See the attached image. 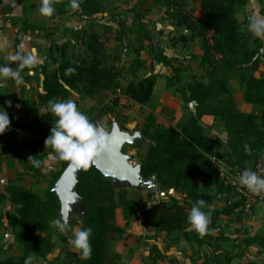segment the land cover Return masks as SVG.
<instances>
[{
    "label": "trees",
    "instance_id": "trees-1",
    "mask_svg": "<svg viewBox=\"0 0 264 264\" xmlns=\"http://www.w3.org/2000/svg\"><path fill=\"white\" fill-rule=\"evenodd\" d=\"M140 1L145 7L134 22L137 23L142 38L138 39V47L133 49L134 56L126 69L132 79L125 86L121 84V71L116 64L107 63L104 43L91 24L80 37L87 54V62L83 59L75 62L72 55L68 54L69 42L59 43L52 39V33L46 32L47 58L54 67L48 70L47 64L39 66L42 76L41 92L35 101L25 102L35 118V122L28 128L34 130L37 124L39 111L34 107L36 103L45 108L48 100H66L71 93L76 94L80 100L95 98L100 91L114 95L110 103L103 104L96 114L88 117L93 122L101 120L108 113L113 114L121 96L146 106L159 75L151 73L138 78L139 70L144 67L140 59L144 47L143 40L151 44L154 52L151 67L161 64L173 70V74L166 77V85L172 87L175 82L180 83L179 73L186 67H174L170 58L163 53L158 43L149 36V31L141 24V20L145 18V9L163 7L164 17L173 22L175 28L181 29L179 35L169 37L171 46L174 47L178 43L186 46L197 39L201 40V54L190 55L189 58L198 62L202 74L193 75L192 81L180 90V98L187 109L190 102H195V112L190 113L186 123L156 124L151 112L145 118L141 135L147 142V150L140 164V174L144 179L154 176V182L163 188L165 196L172 189L182 192L184 199L179 202L174 197L168 201L153 197L140 211V216L145 220V225L154 232L164 233L163 241L166 243L174 245L182 238L190 247L210 248L213 242L227 239V236L221 233L214 240L207 239L208 232L219 227L220 218L234 215L235 220L240 222L244 214L239 210L240 201L233 190L223 184L212 168L210 156L226 157L231 165L240 168L246 167L247 163L252 164L264 152V78L254 74L259 67L260 58H264V53L248 48L249 39L240 31V24L235 17L236 5H246L248 0ZM189 2L198 3L204 16L196 17L187 11ZM104 3L105 0H82L77 3L76 12L82 18L92 19L103 13ZM6 21L13 27L20 26L16 32L45 30L27 24L25 20L18 22L7 18ZM118 24L122 40L125 35V20L119 19ZM85 33H88L86 38ZM117 59V56H114V60ZM69 67L74 68L75 72L66 76L65 69ZM230 74L238 75L243 83V102L251 104L258 112L243 113L237 108L233 98L237 87L234 80L229 79ZM75 103L78 105L77 101ZM204 115H211L221 122L225 132L223 142L205 133L200 123ZM105 128L107 129L106 126ZM40 134L41 137L35 139L32 145L30 156L40 161V167H43L45 155L53 152L44 145L47 133L40 130ZM39 149L42 153L37 152ZM23 166L28 170L37 168L28 159L23 162ZM66 166L67 162L61 161L60 169L54 174L43 195L14 187L5 188L4 192H0V204L8 202L12 207V211L6 216L10 228L17 231L11 234L20 245L19 254L0 257V264H24L28 256L42 259V264H68L64 261V253L69 246L67 237L51 227L54 219H60L59 201L52 191V186ZM79 176L76 192L85 203L84 213L80 216V228L92 229L90 243L93 251L90 259L84 260L79 255L74 263L116 264V261L108 256V233L122 231L118 226H112L110 221L115 217L118 207H126L127 190L120 188L115 191L111 181L103 177L93 165L86 170L82 169ZM214 198H223V206L212 207ZM198 199L205 201L203 210L211 213L209 231L203 237L193 232L186 222L189 209ZM1 219L0 213V223ZM57 235L60 236L63 246L57 256L49 261L47 256L54 249L53 239ZM147 238L151 240L154 237L152 235ZM242 241L246 247L259 248V264H264V234H249ZM148 255L152 256V264L165 257L155 244L149 248ZM237 256L240 257L241 254L234 256L225 251L219 253L211 250L210 258L199 264L217 263L219 259L225 264H230L232 257Z\"/></svg>",
    "mask_w": 264,
    "mask_h": 264
},
{
    "label": "rangeland",
    "instance_id": "rangeland-1",
    "mask_svg": "<svg viewBox=\"0 0 264 264\" xmlns=\"http://www.w3.org/2000/svg\"><path fill=\"white\" fill-rule=\"evenodd\" d=\"M147 2H150V0H147ZM250 2H261V0H250ZM123 3V0L114 2L113 4L116 6H110L115 12V17L112 19V22L107 23L102 17L101 20H98L100 23L97 24L99 25L97 29L102 35L104 46H106L105 50L108 58L107 63L116 64V67L121 71V84L122 86H125L132 79V77L126 73V69L134 56L133 49L138 46V39L142 38L141 33L138 31V25L134 22V18L138 16L139 12L142 11L145 5L137 4L135 6L131 5L130 7H127L128 4L126 3V6H122ZM186 10L190 11L194 16H203L199 10L198 3L189 2V6ZM144 14L145 18L142 19L143 21H141V24L149 31V36L155 40V43H158L163 50V53L170 58L174 67L180 65L186 67L185 71L188 77L185 81H181L180 79V83L175 82L172 87H168L166 85V77L171 76L173 70L170 68H164L161 64H154L153 67H151L150 64L154 61V52L151 49V44L148 41L143 40L144 47L141 51L140 59L144 63V67L139 70L138 78H143L151 73L159 75L151 99L146 106H142L121 96L118 106L115 107L113 114L108 113L104 118L98 120L107 127V131H110L112 123H115L123 132L132 134L137 130H140L142 133L145 118L150 112L153 113L156 124H174L172 122L176 120V115H179L181 111H189L180 98V90L184 89L187 83L192 81L193 75L202 74V69L198 66L199 64L197 65L196 62H193L194 60H191L188 57L189 55H194V53H200L199 45L201 40L197 39L192 42L193 47L190 53H186L181 49H175L170 45L169 37L171 35H179L181 29L175 28L173 22L164 17V8L150 7L149 10H144ZM122 18L125 20V35L121 40L118 20ZM247 21L248 20L244 17V20L239 22L240 28L244 29L248 23ZM80 29L84 30L82 28ZM70 32H72V39L69 41L70 54L72 55L73 60L78 62L83 59L87 62V54L82 44L78 39H73L76 34L78 35L82 31L77 32V29H74L73 31L70 30ZM86 35H88V33H86ZM254 38L255 39L252 40L249 39L247 44L248 48L264 53V39L260 43L259 38ZM114 56H117V61L114 60ZM187 65L190 66V69L188 68V70ZM254 74L258 77L264 78V58H260L259 67ZM232 80H234L237 87L236 92L233 94V98H238L242 82L237 77H234ZM113 96L114 95L110 92L105 93L100 91L95 98H85L87 99V102H85V99L80 100L78 97H76V100L79 105V111L89 117L92 114H96V111L103 104L110 103ZM254 112L256 111L254 110ZM189 113L191 112L189 111ZM220 128L222 129V127ZM221 129L218 132H222ZM146 150L147 142L142 136L141 141L125 146L122 151L123 153L132 156L131 163L133 165H140L144 160ZM253 163H247L246 167L250 168ZM107 179L111 181L110 178ZM113 186L115 191L120 188H125L128 193L126 207H118L115 217L110 221L112 226H118L122 230L121 232L108 233V256L114 259L116 264H152V256L148 255L149 248L152 244H155L165 255L164 259L157 260L156 264H172V262L175 264H196V261L201 262V257L202 259L207 257L210 258L211 250L218 251L219 253L225 251L234 256L236 254H241L240 257H232L230 264L260 263L261 256L258 251L259 248L257 246L246 247L242 241V239L249 234H264V215L259 217L260 208L254 207L250 213L242 214V220L240 222L235 220L234 215L229 218L221 217L219 220V227L210 230L207 239L214 240V238L218 237L220 233L227 236V239L224 241L213 242L212 247L210 248L208 246H203L201 251L202 255L199 257L200 259H198L196 258V254H194L193 257L191 256L192 248L184 243L182 238H180L178 243L174 245L164 242L163 233L158 234L154 232L152 228L145 225V220L140 216V211L153 200V197L161 198L164 201H168L170 198L174 197L177 198L179 202H182L184 199V194L182 192L170 189L168 195L165 196L163 188L158 186V184L156 187L153 186L155 189L137 188L135 190L128 186ZM223 204V198H214L211 206L222 207ZM11 211L12 207L8 202L0 204V213L2 214L0 223V257L2 258L20 253V245L11 234L13 232L17 233V231L16 229L12 230L10 228V222L6 216ZM78 228H80V215L78 213H72L69 216L67 227L65 229L66 237L69 239L73 231ZM152 235L154 238L149 240L147 237ZM53 242L54 245L58 244V246H62L63 244L59 235L53 239ZM132 245L134 248L131 247ZM67 250H69L68 254H70L68 256L70 263L68 264H73L75 253L72 254L74 251H72L70 246L67 247ZM49 258H51V255ZM191 260L193 262H191ZM42 263L41 259H36L32 264ZM212 264H225V262L222 259H219L217 263Z\"/></svg>",
    "mask_w": 264,
    "mask_h": 264
},
{
    "label": "crops",
    "instance_id": "crops-1",
    "mask_svg": "<svg viewBox=\"0 0 264 264\" xmlns=\"http://www.w3.org/2000/svg\"><path fill=\"white\" fill-rule=\"evenodd\" d=\"M79 1L82 0H76L77 3ZM116 1L118 2V0H105V8L103 13L97 14L92 19H86L78 15V13L76 12L77 8L72 9L69 7V0H53L54 13L51 17H45L39 14L38 9L40 0H0V66H11L13 69L19 71L20 77L22 78L19 83H17L16 80L12 78L0 80V111L4 110L8 114L10 120V125L8 126L6 131L3 134H0V192H4L5 188L14 187L28 189L30 191H33L34 193L43 195L54 174L57 173L61 166V161L51 152H48L45 155L43 167L28 170L23 166V162L30 157L32 145L35 139L41 137L40 130H43L45 133H47V135H49V130L52 127L51 116L38 113V117L36 119L37 124L35 125L34 130H30L28 126L32 125L35 122V118L28 105L25 104V102L28 101H35L37 99V95L41 92L42 76L39 73V66L41 64H47L48 70L54 67V65L51 64L47 58L48 39L46 38V32L52 33V39L61 43L65 41H71L72 32H70V30L73 31L74 29H77V32H82H80V34L78 35L76 34L73 39H78L80 41V37L83 35L84 30L88 28L89 24H91L92 28L97 32V34L103 41L102 35L97 29V27L99 26L97 24L100 23V21L98 20H101L103 17V20L107 21V23L112 22V18L115 12L110 8V6L112 7L114 5L113 3ZM123 1L124 3L122 6H126V3L129 5H127V7H130L131 5L135 6L137 4L141 5L140 0ZM235 10V17L238 22H242V20H244V17L248 20L252 15L264 16V0H261V2H250V0H248L246 5H236ZM200 12L202 13L201 10ZM7 18H12L18 22L25 20L27 24L42 27L45 28V30H28L23 32H16V29L20 26H11V24L6 21ZM120 20L124 19L122 18ZM80 28L84 30H81ZM244 29L240 28V31L245 35V37L251 40L255 39L254 36L248 33L246 26L244 27ZM84 37H87L86 33L84 34ZM15 40H17V44H15ZM262 40L263 39L259 38L260 43L262 42ZM21 45H23V52H31L35 54L36 63L31 68H19L18 62H12L8 60L9 56L16 54ZM192 47V43L186 46L178 43L173 48L179 50L181 49L186 53H190L192 51ZM70 53L71 51L69 42L68 54L70 55ZM200 54L201 51L199 54L194 53V55ZM193 62H196V64L198 65V62L196 60H194ZM188 68L190 69V66L187 65V70ZM185 70L179 73L181 81H185L188 77ZM228 77L229 79H233L234 77L239 78V76L236 74H230L228 75ZM243 87L244 86L242 83L239 97H235L234 101L237 108L241 112L250 113L255 109L251 104L243 102ZM71 94L74 96L69 95L67 99H72L74 102L77 101L76 97L78 96L74 93ZM9 101L11 102L10 104L7 103ZM85 102H87V99H85ZM78 106L79 105H77V107ZM34 107L37 108L39 112L42 109V107L37 103L34 105ZM255 111L258 112V110ZM189 115V111H181L179 115H176V120H172V123L174 124L171 125H175L176 123H186ZM200 123L203 125L204 131L208 136L213 137L219 142L224 141L225 132L223 128H220L222 127V124L217 120V118L211 115H204L201 118ZM220 129L222 130V132H218ZM219 151L221 152L222 149H220ZM37 152L42 153V150L39 149ZM263 215L264 212L260 210L259 217ZM62 246H58V244H55L53 251L47 256V260L51 261L55 256H57ZM131 247L134 248L133 245ZM191 248V256L193 257L194 254H196V258L200 259L199 257L202 255L201 251L203 246L199 249L194 246ZM69 250L66 249L64 253V261L66 263H70V260L68 259V256L70 255L68 254ZM72 251H74L73 253H71H75L76 259L79 256V253L73 248ZM50 255L51 258H49ZM36 259L39 258L33 259L32 263L36 261ZM207 259L209 258L207 257L202 259L201 257L200 261H206ZM74 262L73 264H75ZM191 262L193 261L191 260ZM201 262L196 261V264H199Z\"/></svg>",
    "mask_w": 264,
    "mask_h": 264
},
{
    "label": "clouds",
    "instance_id": "clouds-1",
    "mask_svg": "<svg viewBox=\"0 0 264 264\" xmlns=\"http://www.w3.org/2000/svg\"><path fill=\"white\" fill-rule=\"evenodd\" d=\"M69 7L76 9L78 4L76 0H69ZM39 14L45 17H51L54 13L53 0H40ZM248 33L260 39H264V16L252 15L246 25ZM23 45L15 55L8 57L9 61L18 62L19 68L35 65L36 57L34 53L23 52ZM75 69L69 67L65 69V75L74 74ZM7 78L15 79L17 83L22 79L19 71L11 66H0V80ZM7 103H11L10 101ZM47 114L52 118V127L49 135L44 141L45 147H48L61 161H66L68 167L74 170L88 169L93 161L102 153L107 152L110 148L111 133L106 130L101 121L93 122L84 113L79 111L77 104L72 99L67 100H48L47 106L39 112ZM10 120L8 114L0 111V134H3ZM247 150V146H245ZM28 161L39 168L41 162L30 156ZM237 182L248 192L261 195L264 194V176H259L256 172L243 169L237 177ZM75 203V200L72 201ZM205 201L198 199L189 209L186 222L190 229L203 237L209 231L211 223V213L203 210ZM66 217L54 219L51 227L63 233L66 229ZM92 229L82 227L73 231L68 239L69 246L76 250L80 257L88 260L92 256V245L90 243ZM33 257L28 256L24 264H32Z\"/></svg>",
    "mask_w": 264,
    "mask_h": 264
},
{
    "label": "water",
    "instance_id": "water-1",
    "mask_svg": "<svg viewBox=\"0 0 264 264\" xmlns=\"http://www.w3.org/2000/svg\"><path fill=\"white\" fill-rule=\"evenodd\" d=\"M195 102L188 104V109L191 113L195 112ZM110 148L107 152L102 153L96 158L93 165L105 178H110L112 184L121 187H131L133 189L142 188L149 189L153 185L155 177L152 176L148 180L144 179L140 174V165L131 163L132 156L123 153V148L127 145L134 144L142 140L141 131L137 130L134 133L123 132L119 127L112 123ZM80 170H74L67 166L63 169L58 179L52 186V191L59 201L60 218L66 217L65 223L67 226L70 214L78 213L80 216L84 213L85 203L82 197L76 192V185L80 179ZM154 187V189H155ZM75 200V203L72 201ZM63 234L66 236L65 231Z\"/></svg>",
    "mask_w": 264,
    "mask_h": 264
},
{
    "label": "built area",
    "instance_id": "built-area-1",
    "mask_svg": "<svg viewBox=\"0 0 264 264\" xmlns=\"http://www.w3.org/2000/svg\"><path fill=\"white\" fill-rule=\"evenodd\" d=\"M210 160L212 168L216 171L223 184L229 186L240 201L239 210L245 214L250 213L254 207H258L264 212V194H252L237 182V177L243 169L256 172L259 176H264V152L254 161L250 168L235 167L228 162L226 157L218 155L210 156Z\"/></svg>",
    "mask_w": 264,
    "mask_h": 264
},
{
    "label": "flooded vegetation",
    "instance_id": "flooded-vegetation-1",
    "mask_svg": "<svg viewBox=\"0 0 264 264\" xmlns=\"http://www.w3.org/2000/svg\"><path fill=\"white\" fill-rule=\"evenodd\" d=\"M147 179H149V178H146V180H147ZM155 183H156V182H154V184H155ZM154 184H153V185H154ZM151 189H154V187L152 186V188H151Z\"/></svg>",
    "mask_w": 264,
    "mask_h": 264
}]
</instances>
